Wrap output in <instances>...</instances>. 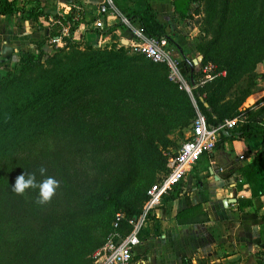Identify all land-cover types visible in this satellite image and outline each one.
I'll list each match as a JSON object with an SVG mask.
<instances>
[{"label":"trees","instance_id":"16d2710c","mask_svg":"<svg viewBox=\"0 0 264 264\" xmlns=\"http://www.w3.org/2000/svg\"><path fill=\"white\" fill-rule=\"evenodd\" d=\"M18 1L0 0V15L32 19L63 46L52 54L22 51L14 68L0 73V96L9 97L0 110V264H94L93 254L115 230L117 215H124L122 235L132 230L129 221L142 215L149 189L167 173L168 156L176 152L171 134L192 124L196 107L191 95L170 80L166 64L143 56L151 62L146 68L133 65L136 58L125 46L82 50L90 30L80 9L53 15L38 1ZM224 4L235 18H223L215 36L199 48L204 62L226 73L202 86L196 73L191 84L193 59L149 4L124 12L147 36L177 47L182 73L211 125L227 119L229 109L219 102L233 87L250 78L252 92L255 70L264 62V0ZM40 104L50 107L30 118ZM228 131L264 139L260 123ZM42 166L59 181L50 202L37 203L39 189L22 195L12 191L21 174L35 172L37 181L43 180ZM245 175L258 179V193L264 195V146ZM100 228L106 231L102 236Z\"/></svg>","mask_w":264,"mask_h":264},{"label":"crops","instance_id":"0c3cea01","mask_svg":"<svg viewBox=\"0 0 264 264\" xmlns=\"http://www.w3.org/2000/svg\"><path fill=\"white\" fill-rule=\"evenodd\" d=\"M31 1L40 2L53 15L80 9L89 21L86 42L95 45L99 41L102 46L131 47L137 43L135 30L144 33L139 21L128 28L116 14L106 16L105 29L97 28L94 23L101 0ZM197 1L113 0V4L124 15L149 4L182 50L194 55L198 37L190 18L201 17L194 12L199 7ZM185 11L192 16H186ZM57 47L62 43L55 44L48 30L34 20L21 14L0 15L1 74L16 66L22 51L49 53ZM255 73L247 99L251 105L264 98V62ZM262 119L264 126V112ZM223 134L215 152L201 157L173 196L146 222L131 264H264V195L258 193V179L245 175L246 168L257 160L264 139Z\"/></svg>","mask_w":264,"mask_h":264},{"label":"built area","instance_id":"2783aa9c","mask_svg":"<svg viewBox=\"0 0 264 264\" xmlns=\"http://www.w3.org/2000/svg\"><path fill=\"white\" fill-rule=\"evenodd\" d=\"M98 8V18L95 26L105 29L106 16L118 14L113 0H101ZM121 22L128 28H133V22L126 16L120 15ZM144 31V30H143ZM137 43L135 47L140 54L156 63L166 64L169 68V78L179 84L181 89L192 91V85L187 81L181 71L180 62L172 59L164 50L166 40H159L135 30ZM55 44L61 42L53 39ZM62 43V42H61ZM63 46V43H62ZM215 64L209 63L205 67V77L198 85L214 80L220 74L214 73ZM241 120L239 118H227L218 125H211L205 114L198 113L188 131L187 138L173 154L168 156V171L154 183L148 191V199L142 215L137 220H130L132 226L130 233L122 235L118 229L124 215L119 213L114 223L115 230L109 235L105 244L93 254L94 264H131L134 250L141 243L140 232L150 216L164 205L167 197L175 193L178 186L186 178L187 174L197 165L204 154H212L225 130H233Z\"/></svg>","mask_w":264,"mask_h":264},{"label":"rangeland","instance_id":"374dc122","mask_svg":"<svg viewBox=\"0 0 264 264\" xmlns=\"http://www.w3.org/2000/svg\"><path fill=\"white\" fill-rule=\"evenodd\" d=\"M197 3H199V7L194 12L195 13L197 12L198 14H200L201 17L190 18V20L194 23L193 24V31L196 34V36L198 37L197 38V44L198 45H197L196 54H194V55H191L189 53L187 54V57L190 59L197 58L199 55L204 56V54L200 50L199 46L201 44H203V45L207 44L208 41L215 36V34L217 32V28H218L219 24L223 21V18H227L226 21H228V18H235L234 14L232 12V9L229 10V8H228L229 11H227V7H226V4H224V0H198ZM115 9H117V11H118V14H116V15H118L117 17L121 18L120 15H124V14L121 13L120 7H119V9L117 7H115ZM90 46L97 49V50H100V49L111 50L115 46L117 48L123 47V45L118 46V45H110V44L107 46H102V45H99V41L95 45V43L91 42V40H87V42L81 47V49L87 50V48ZM125 47L128 50V52H127L128 56L136 58V61L133 62V65L135 64L138 66H143L146 63L147 64L151 63L149 60H147L145 57H143L142 54H140V52L135 47V45L131 46V47H127V46H125ZM163 48H164L165 52L172 59L180 62V66H181V61L183 60V57L180 54V52L178 51V49L173 44L168 43V42H166V44L163 46ZM49 53L50 54L55 53V50H52ZM208 64L209 63L204 62V58H203V61L198 65L195 73H196V76L199 78V82H200V80H202L205 77V71L204 70ZM147 66L148 65H145L144 68H146ZM181 69H182V66H181ZM162 71L164 74L166 73L165 70H162ZM6 72H7V70H3L2 74H5ZM214 73H219L217 66L215 68ZM254 74H257V73H254ZM184 76H185V78H187L185 73H184ZM249 81H250V78H247V79L241 81L239 84H237L236 88L233 87V89L227 93V95H226L225 99H223V101L219 102V106H226L229 109L228 112L226 113L225 117L233 118V119L239 118L241 120L238 123L239 127H242L243 125H246L248 123H262L263 122L262 113L264 112V105L262 104V101L264 100V98H261L257 102L253 103V105H251V103H248L247 99H248L249 94H250ZM75 84H77V83H75ZM258 84H259V82H258ZM202 85H204V84H202ZM208 87L206 88L205 93H208V91H207ZM259 87L260 86H258L257 88H259ZM248 91H249V93H248ZM189 94L191 95V97L193 99V103L196 107V113L197 114L198 113L206 114L208 112V110H204V109H202V107L200 105H198L196 99L194 98V96L192 94V91ZM8 102H9V97L6 94L1 95L0 96V110H1L2 106L5 108V106ZM39 107H42V108H39ZM49 107L50 106H48V105L43 106V104L42 105L40 104L36 110H33L32 112H30L31 114L29 117L33 119L38 112H40L42 110L41 113H45ZM10 113H11V111L9 110V114ZM29 117H28V119H29ZM190 127H191V125L187 126L186 128H184L182 130H177L176 132L171 134L170 138L175 142V146L172 148L174 151L177 150L179 148V146L183 143V141L187 138L188 131H189ZM14 131H15V129L10 127V128H8L7 133L11 134ZM3 143H4L3 132L0 130V144H3ZM159 175H161V173ZM145 204H146V202H145ZM104 228H100V229L96 230L97 234L102 236L106 232ZM106 238H108V233L105 236V239ZM91 256H92V254H89L87 256V258L90 259ZM52 264H62V261H60V262L56 261L55 263H52ZM86 264H89L88 261Z\"/></svg>","mask_w":264,"mask_h":264},{"label":"clouds","instance_id":"9594fccd","mask_svg":"<svg viewBox=\"0 0 264 264\" xmlns=\"http://www.w3.org/2000/svg\"><path fill=\"white\" fill-rule=\"evenodd\" d=\"M39 174L45 177L41 181H37L35 172L19 175L12 186V191L17 195H22L26 189H39L37 203L46 204L50 202L59 187V181L52 176H48L47 168L43 166L39 168Z\"/></svg>","mask_w":264,"mask_h":264},{"label":"water","instance_id":"95a60500","mask_svg":"<svg viewBox=\"0 0 264 264\" xmlns=\"http://www.w3.org/2000/svg\"><path fill=\"white\" fill-rule=\"evenodd\" d=\"M49 32V31H48ZM203 58H204V56L203 55H199L197 58H194L193 60H192V62H190V64H191V84L194 86L195 85V81H194V78H193V76H194V73H195V71H196V69H197V67H198V65L203 61ZM225 135H230L231 134V132H229L228 130H225L224 132H223ZM231 201V200H230ZM236 200H233V202H235ZM232 202V201H231Z\"/></svg>","mask_w":264,"mask_h":264}]
</instances>
